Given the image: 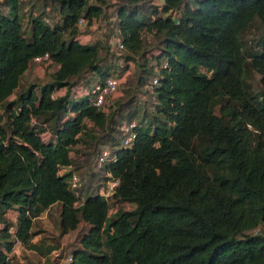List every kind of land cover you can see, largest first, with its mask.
Listing matches in <instances>:
<instances>
[{
  "label": "trees",
  "instance_id": "1",
  "mask_svg": "<svg viewBox=\"0 0 264 264\" xmlns=\"http://www.w3.org/2000/svg\"><path fill=\"white\" fill-rule=\"evenodd\" d=\"M44 1L58 20L31 17L26 37L21 0H0V223L15 210V235L25 242L32 218L59 203L62 232L89 226L67 264H264V41L248 62L241 38L250 25L264 26V0ZM107 2L118 4L111 21L137 68L136 86L150 74L158 80L133 144L119 136L111 144L102 178L118 185L74 207L71 148L112 136L120 110L107 113L78 91L112 75L77 26L106 18ZM143 33L160 41L150 68ZM45 53L57 66L51 79L19 92L31 60ZM247 69L260 76L256 85ZM109 198L136 207L108 216ZM1 239L0 264H23L7 258L8 227Z\"/></svg>",
  "mask_w": 264,
  "mask_h": 264
},
{
  "label": "rangeland",
  "instance_id": "2",
  "mask_svg": "<svg viewBox=\"0 0 264 264\" xmlns=\"http://www.w3.org/2000/svg\"><path fill=\"white\" fill-rule=\"evenodd\" d=\"M21 2L22 7L19 15L23 26V34L26 37H28L30 32L31 17L42 14V17L46 16L49 24H53L58 20L59 15L54 3L44 0H21ZM106 5L107 17L103 18L99 23L94 20V24L91 27H86L81 31V38L86 43H95L98 46L99 56L109 66L110 73L116 77L118 76L119 90L108 99L105 110L107 113L115 112L118 108L120 110L115 113L114 121L109 125L110 128H115L112 131V136L110 134V136L105 137L97 146L96 144L92 145V140L81 139L71 148V169L78 177V182L74 187L77 195L74 207L79 206L83 202L86 194H95L99 193L101 189H106L105 184L107 181L102 178V172L95 170V160L101 148L112 149L111 144L118 141L121 123L129 120L140 123L144 106L153 110V104L150 105L152 101L150 82L153 79V75H148L145 85L137 87L138 71L133 61L126 62L124 59L125 53L116 55L110 51L109 41L115 35V29H113L114 21L111 20L117 13L118 4L107 2ZM159 12L160 9L157 10L160 15ZM179 17L180 14L176 11L173 18L176 20ZM241 38L247 54V60L250 62L251 56L258 53L261 49V44L264 41V26L256 23L250 25L242 33ZM143 39L145 40L144 46L148 50L145 66L150 68L156 65L155 60H152L151 56L159 53L158 46H160V41L157 37L155 38L145 33H143ZM140 61H142V58H140ZM56 69L57 66L55 64L31 65L29 70L22 76L18 91L24 90L29 84L34 82L43 83L49 81ZM99 77L97 75L93 79V77L87 76L86 79L91 82ZM246 78L248 82L251 80L252 84L256 85V79H259L260 76L253 70L247 69ZM71 81L74 82L76 80L72 78ZM130 97H132V100L126 107L120 106V104L128 102ZM9 100H15V94ZM128 116H131V118H128ZM41 119L44 121L43 117ZM46 126H48V122ZM109 204L108 216L115 213L118 209L132 210L136 207L133 203L117 201L113 198H109ZM60 211L61 205L56 203L43 210L37 217H33L29 238L22 242L15 235L19 224L18 213L15 210H8L4 214L5 223H0V241L2 240L1 234L5 227H8L10 240L14 241L12 250L7 252V258L10 261L23 264H67L70 262L74 252L81 248V238L87 234L89 226L84 222H80L76 229L62 232ZM107 235L103 233L102 240H105ZM102 248L107 250L104 245ZM3 250L0 244V252Z\"/></svg>",
  "mask_w": 264,
  "mask_h": 264
},
{
  "label": "built area",
  "instance_id": "3",
  "mask_svg": "<svg viewBox=\"0 0 264 264\" xmlns=\"http://www.w3.org/2000/svg\"><path fill=\"white\" fill-rule=\"evenodd\" d=\"M107 10L104 9L103 14L107 13ZM98 23L101 22L100 20L97 21ZM92 24H94V20L91 23H88L87 19L85 18H79L77 26L79 29V36L78 38L82 41L81 38V31L84 30L86 27H91ZM102 29L101 27H99ZM113 29H115V35L113 38H110L109 45L111 48V52L116 55H121L125 51L124 42L122 40V37L120 35V29L118 28L117 24H113ZM51 59L48 53H45L43 55L35 56L31 62V65H39V64H50ZM166 66V64H163ZM157 77H154V79L150 83L151 93H153V86L157 84ZM119 90V79L118 76L111 75L105 80L101 82H93L87 86H79L78 91L80 94H92L93 100L92 104L96 107H102L107 104V101L109 98H111L114 94H116ZM31 124H36V120L32 119ZM138 125L135 121H125L121 123L119 127V135L121 137V145L122 146H131L133 144V141L136 137L135 128ZM116 143V141L114 142ZM113 157L112 149L108 148H101L97 157H96V164L95 168L98 171H102L103 166L107 161H109ZM68 181L71 184V188H74L76 186V183L78 182V177L75 173H73ZM106 189H101L99 191L100 195L108 196L110 195L114 188L118 185V180L112 179V180H106ZM258 232V230H256Z\"/></svg>",
  "mask_w": 264,
  "mask_h": 264
}]
</instances>
